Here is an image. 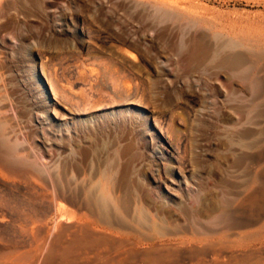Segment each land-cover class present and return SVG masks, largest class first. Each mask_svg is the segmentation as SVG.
Segmentation results:
<instances>
[{"label": "rangeland", "instance_id": "obj_1", "mask_svg": "<svg viewBox=\"0 0 264 264\" xmlns=\"http://www.w3.org/2000/svg\"><path fill=\"white\" fill-rule=\"evenodd\" d=\"M0 264H264V0H0Z\"/></svg>", "mask_w": 264, "mask_h": 264}, {"label": "bare ground", "instance_id": "obj_2", "mask_svg": "<svg viewBox=\"0 0 264 264\" xmlns=\"http://www.w3.org/2000/svg\"><path fill=\"white\" fill-rule=\"evenodd\" d=\"M178 178V177H177ZM173 184L175 183V182H177L176 180H172L171 181ZM176 184V183H175ZM106 197L105 196H103V198H102V200H101V202L103 203V206H105V208H106V205H108V204H106V199H105Z\"/></svg>", "mask_w": 264, "mask_h": 264}]
</instances>
